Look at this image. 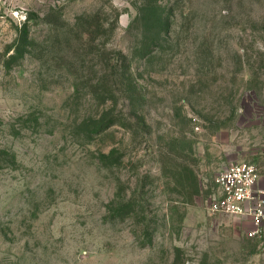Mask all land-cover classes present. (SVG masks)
Returning a JSON list of instances; mask_svg holds the SVG:
<instances>
[{"label":"rangeland","instance_id":"374dc122","mask_svg":"<svg viewBox=\"0 0 264 264\" xmlns=\"http://www.w3.org/2000/svg\"><path fill=\"white\" fill-rule=\"evenodd\" d=\"M264 186V0H0V264H264L212 214Z\"/></svg>","mask_w":264,"mask_h":264},{"label":"built area","instance_id":"2783aa9c","mask_svg":"<svg viewBox=\"0 0 264 264\" xmlns=\"http://www.w3.org/2000/svg\"><path fill=\"white\" fill-rule=\"evenodd\" d=\"M260 178L254 163L229 165L215 178L217 191L210 200L209 211L248 217L252 223L248 236L259 237L264 231V188L260 187Z\"/></svg>","mask_w":264,"mask_h":264},{"label":"crops","instance_id":"0c3cea01","mask_svg":"<svg viewBox=\"0 0 264 264\" xmlns=\"http://www.w3.org/2000/svg\"><path fill=\"white\" fill-rule=\"evenodd\" d=\"M259 184H260V187H263L264 188V186H263V184L261 182V178H260Z\"/></svg>","mask_w":264,"mask_h":264}]
</instances>
